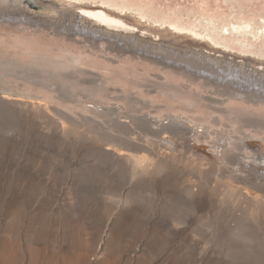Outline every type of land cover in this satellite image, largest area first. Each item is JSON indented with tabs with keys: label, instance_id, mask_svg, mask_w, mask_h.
Instances as JSON below:
<instances>
[{
	"label": "rangeland",
	"instance_id": "rangeland-1",
	"mask_svg": "<svg viewBox=\"0 0 264 264\" xmlns=\"http://www.w3.org/2000/svg\"><path fill=\"white\" fill-rule=\"evenodd\" d=\"M128 1L162 19L148 23L130 16L136 19L132 30L100 28L101 35H84L76 29L82 19L63 15L58 0H10L2 12L0 91L9 99L0 100V264H194L202 248L203 264H264V165L249 172L248 164L232 157L234 150L219 149L225 136L215 131L197 136L191 130L182 137L173 122L170 131L156 136L142 118H195L199 130L205 115L215 118L212 129L240 126L231 110L264 121V96L234 91L240 76H231L253 75L251 81L264 87V41L256 37L257 46L247 51L232 41L218 44L168 27L177 22L166 19L179 12L231 13L233 3L225 0ZM239 4L246 15H264V0ZM9 10L19 19L7 16ZM75 56H83V64ZM209 71L232 82L218 85L199 76ZM230 95L261 103L233 102ZM220 116L227 117L225 123ZM263 124L247 131L264 136ZM111 136L118 142L144 138L157 154L129 153L145 157L157 171L146 173L134 158L119 165L107 156ZM149 178L157 191L148 186ZM127 191L137 198L128 206L136 204L141 216L125 215L128 206L119 209L108 200L110 193ZM245 191L259 198L258 207L245 202ZM191 196L206 204L195 217ZM153 213L185 222L191 233L190 240L178 239L183 245L173 259L160 253L171 238L159 224L152 231L147 224Z\"/></svg>",
	"mask_w": 264,
	"mask_h": 264
},
{
	"label": "bare ground",
	"instance_id": "bare-ground-1",
	"mask_svg": "<svg viewBox=\"0 0 264 264\" xmlns=\"http://www.w3.org/2000/svg\"><path fill=\"white\" fill-rule=\"evenodd\" d=\"M225 1L233 3V5L230 6L231 13H226L224 15L222 14L221 16H218V15H214V14H211V13H202V12H197V11H187V12L183 13L184 15L181 12H179L177 15H175V17L166 19V20H169V22L171 24L177 22L176 25H168V27H170V29H174V31H178V29H182V28L185 29V30H189V31H191V35H193V36H201L203 34L202 36L204 38H208L209 40H213V41L217 42L218 44H222L221 42H223V40H226V43H227V41H230V42L232 41L233 43L238 45L236 47L237 48L239 47V49L241 48V49L247 50V51L248 50H253L254 49L253 47L257 46V42L254 41V39H256V37H258V39H262V41H264V15H262V14L261 15H257V16H255V15H246V10L244 8L245 6L243 7L242 5L239 4L238 7H237L235 5V1L236 0H225ZM10 3H11L10 0H0V18L3 17L2 15H4V13H2V12L7 9V6L9 7ZM56 5L59 7L58 9L61 11V13L63 15L65 14V15H70V16H73V17L76 16V18L80 17V19H82L80 21L81 22L80 24H79V20L77 21V28L76 29L78 31L82 32V34H84V35L85 34H87V35H90V34L101 35L100 28H107L110 31H112L113 29H119V30L124 31V30L130 29V27H131V30H132L134 28V26L136 25L135 24L136 23V19H134V17L131 18L130 16H136V17L142 16V17H140V19H142V21H148V23H151L150 21L154 20V19L155 20H157L158 18H159V20L162 19L156 13H154V14L147 13V11L144 10L143 8H140L138 6L132 5L131 3H129L128 0H58ZM10 14L11 13H10V10H9V13H8L7 16H10V18H12V17L15 18V20L12 18L14 21H16V19H19L18 16H16V15L14 16V15H10ZM137 14H141V15H137ZM7 16H5V17H7ZM170 16H172V15H170ZM25 17H27V16H25ZM150 18H152V19L150 20ZM84 20L93 23V26L92 25H89V26L85 25L83 23ZM137 20H139V18H137ZM2 21H4V20H2ZM162 22H166V21H161V23ZM178 23H179V26H181V27H178ZM109 34L113 35V34H111V32ZM262 52H264V49H262ZM259 53H260V51H259ZM75 57H76V59H75L76 64L77 63H79V64L82 63L83 64V62H84L83 61V56H75ZM167 66L177 67V65H171V64H168ZM78 67H80V66H78ZM178 67H181V65H179ZM68 68H69V66H68ZM76 69H77V67H76ZM107 69H108L109 72H114V69H112L111 67L107 68ZM209 72H211V75H209L207 73L204 74V73L200 72L199 76L202 77V78H205L206 80H208L210 82H213V83L217 82V84L220 83V84L225 85V86L230 85V83L232 82L231 79L227 80L225 75H223L224 79L220 81L217 78V76L214 77V74L217 73V72H215V71H209ZM235 73H236L235 71L231 72L232 80H235V75H237V76L239 75L240 77H239V80L235 81V85H233V87H232L234 89V91L236 90V91H238V93H242L243 92V93H246L247 95L248 94H252V93H255V94L256 93H260V95H258L259 97H263L264 96V87L260 86L261 82L259 81V82L255 83L257 80L256 81H251V79L253 78V75L251 76V78L248 77L249 76L248 75V76H246V79H244L242 72L239 71V73H236V74ZM217 75H219V74L217 73ZM93 80H95V79H93ZM4 93L7 94V92L5 90L0 91V100L9 99L8 98L9 95H4ZM237 95L236 96L230 95L229 99L230 100L237 99L238 101L239 100L246 101L248 103H251L252 106L253 105L255 106L256 104L259 105V103H261V102H259L260 100L258 102L253 101L247 95L244 98H242V97L240 98ZM125 97H129V95H126ZM237 100H233V102L237 101ZM190 103H188V104L191 105ZM193 105H196V103H194ZM217 109L219 110V108H217ZM87 110H88V108H87ZM174 110H173V112H174ZM216 111H214V112H216ZM220 111H222L221 108H220ZM223 111H226V110H223ZM226 112H228V111H226ZM197 113L199 114V112H197ZM201 113H203V112H201ZM205 113L206 112H204V115H205ZM229 113H230V117L232 119H234L233 122L236 123V125H237V123L239 124V122L241 123L240 126L236 127L237 129L235 128V129H230L229 130V129H226L225 126H223V127H225L224 129L222 128L220 130H217L218 127L216 129H212V127H214V125H216V123H214L212 121V120L215 119V118L212 119L213 115H211V116L205 115L204 116L205 118L202 121H203V123L205 122V124H202V125L199 124L201 126V130H199L198 128H195V126H196V125H194L195 124L194 123L195 118H193L194 120L192 121V120H190V119L188 120L187 118H184L182 116H176L175 115V116H172L170 118L171 115L170 116L168 115L169 116L168 118H170V119H168L169 122H166L167 119L165 121H162L163 119L161 120V116L160 115H162V114H158V116L145 115L142 118L144 119L143 121H145L144 125L148 126L151 129L152 133L155 134L156 136L157 135L160 136L165 131H170V128L173 127V122H176V124H177L176 126L177 127H175V128L178 129L177 131L179 132V136H182V137H185L184 135H186V133L189 134L191 132V130L194 132L193 134L197 135V136H199L201 134H205V135L208 136V135H210L212 133V131H215V133H217L218 135H221V136L224 135L225 136V137L222 138V140H223L221 142L222 144L218 145L219 149L222 150V151L225 150V149H227L229 151L230 150H234L235 153L233 154L232 157H234L236 159L238 158L239 163L240 162H244L245 164H248L247 166H249L250 168H248L247 170H249V172H250V170L253 167L256 166V164L263 166L264 165V136L260 135V134H262L261 132H260V134H258L259 132L255 133V132L251 131V133H255V134H253V135L249 134V132L247 131V128L250 127V126H254V127H257L258 125L261 126V124H263L264 121L261 120V118L259 120L258 117L251 116V114L245 117V113H244V115L241 114V113L238 114L234 110L233 111L232 110L229 111ZM235 113H237L236 116H235ZM184 114H185V112H184ZM133 116H135V115H133ZM220 117H221V119H220L221 123H223V121L227 118V117L226 118L224 117L225 118L224 119V118H222V116H220ZM228 117H229V115H228ZM138 118H140V117L138 116ZM140 120H141V118H140ZM132 121L134 122L135 120H132ZM225 121H224V123H225ZM242 122L244 123V125L242 124ZM263 128H261V129H263ZM251 130H253V129H251ZM151 131L149 133H151ZM232 132L238 133L239 135H235L234 134L235 136H233ZM103 134H105V133H103ZM112 136H113V134H112ZM190 136H192V135H190ZM143 139H142V137H141V139L132 138V140L123 139L121 142H118L117 138L115 137L112 140L109 139V143H110V145L112 143V145L109 146L108 148H104V150H105V153H106L107 156L111 157L114 160H118V164L119 165H121L120 160H125V159L126 160L127 159L130 160L131 158H134L135 162H136V165L143 167V169H144V171L146 173L153 174V173H155L157 171L158 166L156 167L155 165L149 164L148 162H146L145 161L146 159H144L145 157L144 158H140V157H138L136 155H131L129 153L130 151L145 150L146 152H148V153H150L152 155L157 154L155 149H153L146 141H143ZM160 140L162 141V139H160ZM104 141H107V140H104ZM148 141H149V139H148ZM173 142L174 141L169 140L168 143H173ZM106 145H108V143ZM116 146H119V148L118 149L115 148ZM99 149H103V147L100 146ZM217 149H218V147H217ZM237 149H239L241 152H238ZM250 154L251 155L253 154L252 155L253 159L252 160H246V159L252 158ZM221 155L223 156L222 153H221ZM222 156H220V157L222 158ZM226 156H224L223 158H225ZM118 158H120V159H118ZM114 160H113V162H115ZM123 162H125V161H123ZM254 163H255V165H254ZM107 164H109L110 166H112V165L114 166L115 163H112V162L108 161ZM240 165L244 166L242 163H240ZM243 170L246 171V169H243ZM249 172L248 173L246 172V173L249 174ZM150 177H153V176H150ZM260 178H262V176ZM151 181H153V180L151 179ZM148 182H149L148 186L150 185V186L153 187L154 190L155 189H156V191L158 190L156 188L157 185L150 182V178H149ZM153 182H155V181H153ZM123 183H126V182H123ZM110 184H112V180H111ZM122 191H124V190H122ZM245 193H246V195H248L247 197L245 195V202L248 203V205H251V207L252 206L253 207H258L260 205L259 198L257 196L254 197L253 195H251V193L249 191L248 192L245 191ZM195 198L196 197L191 196V202H189L192 205L191 206V210H192L191 214L194 217L197 216V212L198 211H200L202 209H205L204 206L206 205L204 202H202V197H201V200L200 199H195ZM108 200L114 201V202H116V204L118 203L117 207L119 209H122V208H125L126 206H128V204L132 203L133 201H136L137 198H135V196H133V194L131 195L130 192L127 191V192L114 193V194L110 193L109 196H108ZM127 213L129 215H132V216H136V214L138 216H141L140 208L136 204H132V205L128 206L127 210H125V215H127ZM129 218H130V216H129ZM157 218L159 220H157ZM146 219H147L148 226L151 227V231L154 230V228L157 227V224H159V228H161V230L163 231L164 235L168 236V238H171V240H172L171 244L169 243V241H170L169 240V241L163 242L161 247H160V253H163V254L167 255L168 256L167 258H169V259H173V257L180 252L179 250H180V247L183 245V243L179 242L178 239L181 236L186 238V239H188V240H190L189 238L191 236V233L187 230L186 223L184 222L182 224V222L180 220H178L177 218L161 217V216L157 215L156 213H153L152 215H149ZM181 224L184 225L183 226L184 228L181 227ZM180 227H181V229H180ZM232 235H233V233H232ZM194 238H195V236H194ZM184 241H186V240H184ZM261 243H262V241H261ZM193 246H194V243H193ZM194 247H197V246L195 245ZM201 247H202V245H201ZM148 249L151 250V252L152 251L154 252V250H156V248L153 245H150ZM100 250H101V248H100ZM193 250H195V248ZM198 254H199V258L194 261V264H203L204 263V259H205V255H206L205 250L202 248V250ZM182 256H185V252H182ZM131 257L132 256H130V258ZM130 258H129V260H130ZM115 259H117V258H115Z\"/></svg>",
	"mask_w": 264,
	"mask_h": 264
}]
</instances>
